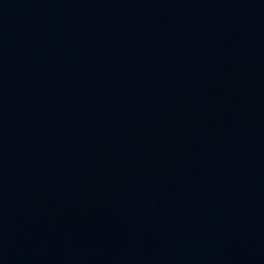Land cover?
Returning <instances> with one entry per match:
<instances>
[{
    "label": "water",
    "instance_id": "obj_1",
    "mask_svg": "<svg viewBox=\"0 0 264 264\" xmlns=\"http://www.w3.org/2000/svg\"><path fill=\"white\" fill-rule=\"evenodd\" d=\"M0 264H264V0H0Z\"/></svg>",
    "mask_w": 264,
    "mask_h": 264
}]
</instances>
